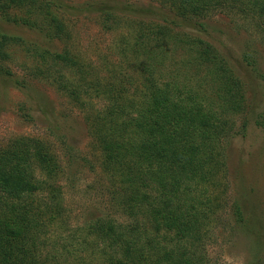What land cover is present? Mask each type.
<instances>
[{
  "label": "trees",
  "instance_id": "trees-1",
  "mask_svg": "<svg viewBox=\"0 0 264 264\" xmlns=\"http://www.w3.org/2000/svg\"><path fill=\"white\" fill-rule=\"evenodd\" d=\"M156 1L158 10L97 4L105 29L133 17L118 52L135 61L134 81L117 63L107 78L93 75L67 45L76 6L0 0V82L42 80L83 109L107 195L104 213L69 228L58 152L42 138L10 139L0 146V264H222L207 245L224 205L223 143L244 132L235 120L251 110L236 70L195 29L216 12L262 17L264 0ZM16 51L21 80L4 65Z\"/></svg>",
  "mask_w": 264,
  "mask_h": 264
},
{
  "label": "rangeland",
  "instance_id": "rangeland-1",
  "mask_svg": "<svg viewBox=\"0 0 264 264\" xmlns=\"http://www.w3.org/2000/svg\"><path fill=\"white\" fill-rule=\"evenodd\" d=\"M62 1L76 6V10L67 13L71 30L67 45L85 64L98 68V72L91 73L107 78L111 64L117 63L126 67L137 81L135 61L129 56L123 58L118 52L122 46L120 40L135 24L133 17L123 16L117 26L105 29L97 4L111 3L116 8L130 4L158 10L157 1ZM238 14L216 12L203 20L204 30L195 29L215 45L236 70L244 83L246 108L251 110L241 111L235 120L236 127L245 121L244 132L234 131L223 143L226 170L220 190L224 205L218 212L207 246L210 258L222 264H264V118L260 119V124L256 123L258 115L264 117V16ZM180 51L177 52L179 57ZM22 57V53L16 51L13 60L4 64L19 80L26 76L21 67ZM205 70L207 72V67L199 70L197 79L204 78ZM95 76L90 77L96 79ZM26 81L25 88L9 81L0 82V146L17 136L38 137L52 143L64 168L62 184L67 216L64 222L71 229L77 228L91 215H100L106 209L107 195L103 192L104 177L97 163L98 151L91 145L83 109L73 105L70 98L49 83L36 79ZM235 205L240 207L243 220L234 215ZM64 232L65 229L62 234ZM70 261L67 263L61 256L59 262L76 264L75 260ZM98 261V258L91 260L90 264H100ZM86 262L84 259L83 264Z\"/></svg>",
  "mask_w": 264,
  "mask_h": 264
}]
</instances>
